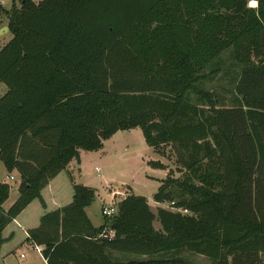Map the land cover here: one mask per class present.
Wrapping results in <instances>:
<instances>
[{"label":"trees","instance_id":"16d2710c","mask_svg":"<svg viewBox=\"0 0 264 264\" xmlns=\"http://www.w3.org/2000/svg\"><path fill=\"white\" fill-rule=\"evenodd\" d=\"M14 1L0 50V164L20 184L5 211L11 186L0 183V252L4 230L33 201L45 205L42 191L81 151L139 128L176 157L181 177L171 171L153 196L171 210L155 214L131 193L95 228L86 209L96 190L75 184L72 203L28 231L47 263L189 264L175 256L188 251L264 264V0ZM231 48L241 73L227 108L202 85Z\"/></svg>","mask_w":264,"mask_h":264},{"label":"rangeland","instance_id":"374dc122","mask_svg":"<svg viewBox=\"0 0 264 264\" xmlns=\"http://www.w3.org/2000/svg\"><path fill=\"white\" fill-rule=\"evenodd\" d=\"M32 1L38 4L43 0ZM14 2L17 7H21L18 1L0 0V50L12 40L11 33L5 28L8 27L9 22L6 12L11 11ZM256 6L255 0L249 1V7L255 8ZM212 70H217V72L213 78L203 83V89L215 93L221 107H234L236 105L235 87L240 78L241 68L234 59L232 48L223 52L207 73L209 74ZM7 90L4 84H0V98L6 94ZM190 100L195 104L197 103L194 95H190ZM121 134L122 137L118 136L116 140L107 142L103 151L84 154L80 182H86L97 188L99 198L107 206L112 205L113 197L116 194H119L117 198L121 199L124 198V195L134 192L133 194L136 196H143L150 200L153 203L152 211L157 214L159 208L154 203L153 196L157 193L161 181L166 179L171 171H173L175 178L181 177V174L177 172L176 157L170 146H165L162 149L166 153L165 157L155 152L153 148L147 145L139 128L122 131ZM151 161L164 164L166 170L150 167L149 162ZM5 176L7 177L8 174L3 163H1L0 178ZM7 182L13 188L11 201L17 192V182L10 179ZM100 205L101 202L95 206V209L98 218L102 220L104 217ZM161 207L171 210L169 203H163ZM156 225H159L160 228L158 222H156ZM29 249L24 247L22 250L24 257H26L24 260H27L29 255H33L32 252H29ZM121 255L129 257L130 260L138 257L130 254ZM175 256L189 264H214L209 258L188 251L180 252ZM261 258L264 262V254L261 255Z\"/></svg>","mask_w":264,"mask_h":264},{"label":"crops","instance_id":"0c3cea01","mask_svg":"<svg viewBox=\"0 0 264 264\" xmlns=\"http://www.w3.org/2000/svg\"><path fill=\"white\" fill-rule=\"evenodd\" d=\"M8 28V27H6ZM121 132H118L115 136H113L110 140L105 141L103 151L107 142L116 140L118 136H121ZM121 134V135H120ZM122 137V136H121ZM99 152V151H98ZM88 152L81 151L80 152V161L73 160L69 166L61 172L57 177L52 179L49 184L42 191V198L45 203L43 204L39 200L33 201L3 232V237L5 239V243L3 244L0 252V264H48L45 258L42 255V248H38L27 241L28 239V231L34 228H37L40 225L41 218L50 212L59 210L69 205L73 201L74 196V185H83L96 190V200L95 202L86 209L87 216L91 221L92 225L95 228H99L104 223V218L100 220L97 215L96 207L99 202H101L102 211L105 207H110L109 205H105L102 202V199L99 198L98 189L89 185L86 182H80L82 166L84 163V154ZM5 167V166H4ZM6 170V168H5ZM7 172V170H6ZM8 176L0 178V183L9 184L7 181L11 176L14 177L16 181V195L10 201L12 186L10 191L9 202L7 201L4 204L3 209L8 211L10 207L17 201L19 198V184H20V175L17 171L13 173H8ZM11 180V179H10ZM134 193V192H133ZM128 195V194H127ZM124 195V198L127 196ZM119 194H116L113 198L112 205H117L123 198L118 199ZM155 203V202H154ZM153 203L149 200V205L151 209L153 208ZM157 204V203H155ZM111 205V206H112ZM157 208H162L161 204H157ZM155 228L160 229L159 225H156ZM26 248H30L29 252H32L33 255H29V258L26 259L24 257L22 250ZM112 257L114 260L127 263L130 260L129 257L123 256L120 253H112ZM145 257H137L134 260H143ZM23 260V261H22Z\"/></svg>","mask_w":264,"mask_h":264},{"label":"built area","instance_id":"2783aa9c","mask_svg":"<svg viewBox=\"0 0 264 264\" xmlns=\"http://www.w3.org/2000/svg\"><path fill=\"white\" fill-rule=\"evenodd\" d=\"M11 180H14V177L11 176L10 177ZM186 212V211H185ZM117 213V207L116 205H112L110 207H105L102 211V215L103 217H112L114 216L115 214ZM113 237V233L111 232L110 235H109V238H112Z\"/></svg>","mask_w":264,"mask_h":264},{"label":"water","instance_id":"95a60500","mask_svg":"<svg viewBox=\"0 0 264 264\" xmlns=\"http://www.w3.org/2000/svg\"><path fill=\"white\" fill-rule=\"evenodd\" d=\"M5 30L9 31V29H8V28H5Z\"/></svg>","mask_w":264,"mask_h":264}]
</instances>
